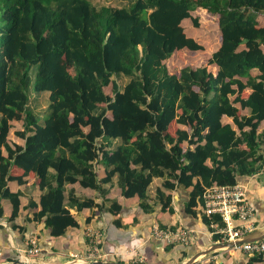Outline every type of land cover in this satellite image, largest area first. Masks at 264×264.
<instances>
[{"label":"trees","instance_id":"trees-1","mask_svg":"<svg viewBox=\"0 0 264 264\" xmlns=\"http://www.w3.org/2000/svg\"><path fill=\"white\" fill-rule=\"evenodd\" d=\"M124 1L114 7L93 0H0V199L11 203L15 219L21 193L8 183L23 178L11 169L33 174L42 195L28 221L43 222L58 237L77 226L71 209L121 210L117 201L106 207L79 197L76 185L105 194L103 185L116 179L123 197H138L144 213L173 214V193L180 191L186 215L200 216L214 239L226 242L212 227L225 226L221 217L204 214L203 195L264 171V0ZM205 21H213L220 46L193 65L187 57L204 53L208 36L194 39L188 31L199 34ZM45 92L49 102L38 115L31 94ZM14 121L23 123L14 134L24 146L8 140ZM97 162L106 168L103 179ZM154 179L161 186L151 198ZM154 242L159 257L176 248ZM193 245L180 246L186 258L196 254ZM243 255L245 264H264L260 255Z\"/></svg>","mask_w":264,"mask_h":264},{"label":"crops","instance_id":"crops-1","mask_svg":"<svg viewBox=\"0 0 264 264\" xmlns=\"http://www.w3.org/2000/svg\"><path fill=\"white\" fill-rule=\"evenodd\" d=\"M259 21L264 24V17H260ZM184 23H186V26L189 25L187 20ZM188 32L192 38H198L197 31L189 30ZM206 41V44H203L205 48L202 52H208V54L207 56H205L206 54L202 56L204 59L209 58L212 52L220 46V40L217 39L214 48L208 51V39ZM210 70L213 74H216L218 67L213 65ZM258 73L256 69L252 71L253 75ZM250 92L249 89L245 91V93ZM237 107L241 109L239 104H237ZM241 114L244 116L248 115V110L241 109ZM222 122L231 124L236 129L231 118L224 116ZM15 123L20 125L18 130H21L22 121H14L12 126ZM180 128L185 129L183 126H180ZM260 129H264V120L261 122ZM14 142L19 146H24L25 144L24 140L18 137ZM116 144H119V142L116 141ZM3 155L7 156L4 149ZM95 166L98 178L103 179L106 175L105 166L100 162H97ZM10 174L15 177L22 176L23 182L19 183L17 180H13L8 183V188L12 193H21L19 213L15 219H11L13 209L11 203L8 200L0 199V206L4 213V216L0 218V250L3 253L2 255L5 256L1 259L0 264H23L18 260L19 251H26L32 239L38 241L41 252L31 257L32 261L29 264H79L77 259L83 255L85 256L90 248V232H101L104 242L103 250L111 254L110 259L114 258V261L124 263L132 262L131 260L140 254L145 257L147 264H184L185 260L187 261V259L189 260L192 257H185V249L182 250L180 247L185 246L183 244L176 246L174 249L177 250L175 256L171 255V252L169 254L164 252L159 257L158 251L153 246L156 240L152 237V231L155 227L172 230L179 228L192 230L194 240L189 245L194 244L193 246L197 249L196 254L215 244L227 242L215 240L214 235L209 233L201 223L200 216L195 219L186 215L185 201L187 196L185 192L176 191L173 193L172 205L175 211L173 214L168 211H161L160 208L154 213H144L139 207L140 201L138 197L130 199L123 197L122 190L118 186L116 179H113L109 184L103 185L106 190L105 194L92 189H83L78 185L74 186V189L79 197H91L95 199L96 203H104L106 207L109 206L108 201H117L121 206L119 212L111 215L97 208L84 209L81 212L71 209L70 214L74 217L77 226L69 228L62 236L54 237L45 228L43 222L28 221L40 210L39 203L42 192L39 189L36 177L33 174L25 176L23 175L24 171L18 168H12ZM1 178L0 176V180ZM239 183L246 186L248 199L256 208L254 231H257L259 237H262L264 236V171L253 178L240 181ZM160 186L161 180L154 179L148 189L151 198L155 197L156 190ZM31 201L39 206L31 208L29 206ZM88 218H91V221L86 223ZM118 221L119 226L116 225ZM236 225L241 226L242 223L239 222ZM162 246L166 247L167 245L162 243ZM226 251L230 252V254H226ZM205 257L208 258L205 262L200 260L203 264H209L213 261H224L226 264H245L249 258L235 248H221ZM214 257H216V260L213 259ZM165 258L167 259L166 262L163 261ZM138 259L142 261L141 258ZM262 263H264V256H262Z\"/></svg>","mask_w":264,"mask_h":264},{"label":"built area","instance_id":"built-area-1","mask_svg":"<svg viewBox=\"0 0 264 264\" xmlns=\"http://www.w3.org/2000/svg\"><path fill=\"white\" fill-rule=\"evenodd\" d=\"M204 214L208 217L219 215L225 224L223 228L213 224L216 233L221 234L227 242L236 241L251 233L255 229V222L252 220L256 215L255 206L249 201L247 188L242 183L236 185L213 186L206 189L203 195ZM242 223L241 226L236 225ZM192 230L187 228L161 229L155 227L152 237L162 243L189 245L193 242ZM90 248L87 254L78 258L79 264H90L96 261H110L111 254L103 250V236L101 232L89 233ZM169 244V245H172ZM31 248L26 251H19L20 262L29 264L31 256L39 254L40 248L36 239L30 240ZM235 249L250 256H264V239L245 243ZM1 255V250H0Z\"/></svg>","mask_w":264,"mask_h":264},{"label":"rangeland","instance_id":"rangeland-1","mask_svg":"<svg viewBox=\"0 0 264 264\" xmlns=\"http://www.w3.org/2000/svg\"><path fill=\"white\" fill-rule=\"evenodd\" d=\"M93 2H94L95 5H98V6H104L105 5V6L122 7V6L126 5V2L124 0H93ZM212 23H213V21L211 23L206 22L202 26L204 28V29H202L203 32L201 30H199L200 33L198 34V36H200L202 39H205L206 36H208V44H207L208 45L207 46L208 51H210V50H212L214 48V46H215V38H216V42H217V36H216L217 34H216V32L214 33L213 28L211 27ZM204 31L207 32L208 35H207V33L204 34L205 33ZM207 54H208V52L206 53V55H205V53H200V52L197 55L189 54V56L187 57V62L188 63H192L193 65L199 64L198 60H202V56H204V55L207 56ZM185 55L187 56L188 54H185ZM178 67H179V64H177L175 66V68L179 69ZM169 68H170V70H172V68H174V66L170 65ZM64 72L65 71H63V73ZM127 81L128 80L126 78H123V77L118 79V83L120 84L121 87H123ZM106 92L111 94V91H110L109 88L106 89ZM49 98H50V93H48V92H45V93L40 94L38 96H35L34 94H31V99H30L31 100V104H30V106H31V108L34 110V112L36 114L42 115L44 113V111L46 110V108H47V105H48V102H49ZM19 128H20V125L18 123H15V125L11 129V133H10L9 139H8L11 144H15L14 141H15V139H17V137L15 136L14 132L16 130H18ZM169 244H172V243H167L166 245L169 246ZM172 245H174V247H176L179 244L176 243V244H172ZM176 253H177V250L171 251V255L173 254L175 256ZM2 254L3 253L1 251L0 261H1V259H3L5 257ZM226 254H230V252L226 251ZM31 257H33V256H31ZM138 258H141L142 261H140V259H138ZM203 258H205V259H203ZM203 258H200L198 260V262H200V260H203L205 262L208 259L207 257H203ZM19 259H20V256H19L18 260ZM213 259L216 260V257H214ZM109 260L111 261L110 258H109ZM31 261H32V258L30 259V262ZM131 261L132 262H129L131 264H147V260L141 254L138 255L137 257L133 258ZM187 261H188V259H187ZM187 261L185 260L184 262H187ZM201 264H203V263H201Z\"/></svg>","mask_w":264,"mask_h":264},{"label":"water","instance_id":"water-1","mask_svg":"<svg viewBox=\"0 0 264 264\" xmlns=\"http://www.w3.org/2000/svg\"><path fill=\"white\" fill-rule=\"evenodd\" d=\"M264 239V236L259 237L258 232L257 231H253L249 234H247L246 236L242 237L241 239H238L236 241H229L226 243H218L215 244L211 247H209L208 249L204 250V251H200L199 253L195 254L194 256H192L187 262H185L184 264H195L198 262V260L202 257H205L213 252H216L218 250H220L221 248H228V249H233L236 248L237 246H240L242 244L245 243H251L253 241H257V240H261ZM90 264H130V263H124V262H119V261H96V262H92Z\"/></svg>","mask_w":264,"mask_h":264},{"label":"bare ground","instance_id":"bare-ground-1","mask_svg":"<svg viewBox=\"0 0 264 264\" xmlns=\"http://www.w3.org/2000/svg\"><path fill=\"white\" fill-rule=\"evenodd\" d=\"M33 263V262H32ZM39 264V263H38Z\"/></svg>","mask_w":264,"mask_h":264}]
</instances>
